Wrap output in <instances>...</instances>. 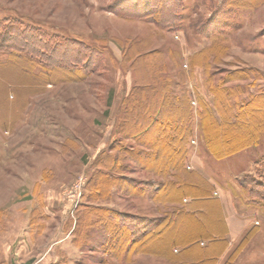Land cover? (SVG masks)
Listing matches in <instances>:
<instances>
[{
    "label": "rangeland",
    "instance_id": "1",
    "mask_svg": "<svg viewBox=\"0 0 264 264\" xmlns=\"http://www.w3.org/2000/svg\"><path fill=\"white\" fill-rule=\"evenodd\" d=\"M165 1L0 0V264L47 251L65 264H171L134 250L111 210L171 218L173 204L121 177L214 179L255 225L225 260L264 264V203L246 185L264 177V0ZM241 109L250 121L230 125ZM178 124L182 171L166 149ZM208 138L251 145L218 159Z\"/></svg>",
    "mask_w": 264,
    "mask_h": 264
},
{
    "label": "trees",
    "instance_id": "2",
    "mask_svg": "<svg viewBox=\"0 0 264 264\" xmlns=\"http://www.w3.org/2000/svg\"><path fill=\"white\" fill-rule=\"evenodd\" d=\"M167 5L170 8L173 3H171L170 0L165 1L162 6L167 8ZM244 112V109L239 110L237 115L234 117L232 116L235 118L236 122H232L231 117L229 124L239 127V119H243V121L244 119H247L250 121V116L244 114ZM201 114L202 111L200 112V118L202 119L201 127L203 131L209 135L208 137H211V131L209 128L210 125H213L214 123L210 121V118L214 121L215 117L210 112H206L205 115ZM184 128L186 127H182V124H178L172 130V132H174L173 134L176 135L173 137L172 135H168V138H166V141L170 142L166 149L170 156H172L173 160L176 161L175 164L171 165L180 171H182V165L185 163V144L187 142L186 138L188 137H185L186 135L183 134ZM256 134L257 131L254 130L253 136H256ZM177 139L178 141H176ZM206 143L210 152L218 159L228 157L251 145V143L247 141H243L240 146L232 143L229 145L223 143L218 144L211 138H208ZM106 178H110L108 182H112L113 185V179H117L118 177ZM259 178L260 179L252 177V180L246 184L250 187L251 205L254 203V205L258 206L259 203H264V177L262 175V177ZM120 179L128 184V188L131 189L132 193H144L150 189V192L153 193V200L156 203L163 201V203L173 204L174 206L171 212L174 216L171 218L165 216L153 219L137 215L123 214L116 210H111V215L113 214L118 218L120 223L124 224V226H122L125 231L124 236L134 250L137 249L139 252L165 257L171 264H216L215 255L211 254L213 253L212 251L214 248H209L207 250L204 248L203 250H200L199 247H201V238H211L212 240H215L216 236H220L217 234V231H219L222 226L219 221L220 218L218 216L219 219H217L216 225L213 227V223L211 224L206 219V212L204 210L200 211L198 207L194 208V201H186L191 197L208 196L211 194L210 192L213 188L205 178L192 177L189 180H185L183 177H168L167 180L158 182H140L131 177H121ZM115 184L118 186V183ZM208 203L210 206H214L216 202L207 200V204ZM168 224L171 226L167 228L166 238H163L166 232L165 226ZM174 227L176 228L174 229ZM181 229L182 232L183 230L186 232L187 235L185 237H179ZM214 231H216V233H214ZM161 240L162 242H165L162 243L160 242ZM149 244H153V247L157 248H148ZM158 247H160V249H158ZM59 264L65 263L60 262ZM225 264L231 263L226 261Z\"/></svg>",
    "mask_w": 264,
    "mask_h": 264
},
{
    "label": "crops",
    "instance_id": "3",
    "mask_svg": "<svg viewBox=\"0 0 264 264\" xmlns=\"http://www.w3.org/2000/svg\"><path fill=\"white\" fill-rule=\"evenodd\" d=\"M199 158H192V162L196 161L197 164H199ZM199 166V165H196ZM210 184L213 190H211V194L208 196H198V197H191L188 198L186 201H194V208L198 207L200 211L206 212V219L208 222L212 224L213 227L216 225L217 219L221 222L222 226L220 227L219 231H217V234L220 236H216L215 240H212L211 238L205 239L201 238L200 243L202 249H211L214 248L211 253L212 255H215L216 258V264H225L226 258H228L230 255H227L228 250L232 246V243H234L237 240L243 239L244 235L247 234V232L253 228V221L246 217L242 220H239L240 216L236 213V211L231 212V195L229 190H226L225 188H222L217 184V182L212 178H205ZM207 200L209 201H215L214 206H210L209 203L207 204ZM211 204V203H210ZM217 205V206H216ZM234 206V205H233ZM235 210V209H234ZM234 212V213H233ZM219 216V218H218ZM238 218V219H237ZM216 233V231H214ZM215 237V236H213ZM47 253V254H46ZM46 253L42 254V257H39L36 261V263L33 264H59L57 257L52 254L50 251H47ZM64 254V253H63ZM67 256V252L65 253ZM152 255V254H150ZM162 257V256H160ZM5 260H8L7 257H5ZM27 264H30L27 263Z\"/></svg>",
    "mask_w": 264,
    "mask_h": 264
}]
</instances>
